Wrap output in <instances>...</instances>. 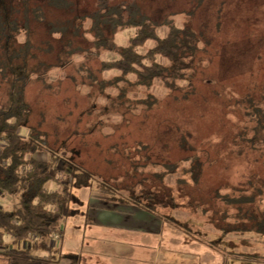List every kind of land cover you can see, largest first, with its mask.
<instances>
[{
	"label": "rangeland",
	"instance_id": "1",
	"mask_svg": "<svg viewBox=\"0 0 264 264\" xmlns=\"http://www.w3.org/2000/svg\"><path fill=\"white\" fill-rule=\"evenodd\" d=\"M67 1V7H55L48 0H0V9L15 24L0 51V109H15L20 102L25 106L19 134L26 137L30 128L44 133L60 157L59 181L73 182L68 173L74 166L93 175L87 185L71 186L67 228H76L84 211L93 219L104 208H129L132 215L115 220L155 230L141 238H148L155 246L150 251L167 260L185 258L182 252L188 251L191 258L213 259L206 264H264L250 256H264L263 236L215 228L225 221L242 226L253 220L231 218L237 205H226L214 193H232L231 187H245L251 175H264L261 162L226 153L243 125L239 101L264 94V0ZM113 7L120 9L122 21L136 9L154 21L167 17L178 27L193 29L199 50L189 82H181L178 90L159 80L150 87L112 83L118 72L102 70L101 61L116 59L118 52H96L91 26L94 13ZM134 32L133 27L115 32L104 27L102 34L119 49ZM165 33L164 25L158 27V36ZM153 45L149 39L138 51ZM133 79L128 75L129 82ZM35 157L45 160L48 153ZM194 161L197 182L186 170ZM57 186L55 180L45 184L50 191ZM15 200L0 194V207L11 209ZM149 202L155 211L142 206ZM256 202L249 214L258 217ZM226 209L229 216L223 220ZM157 211L180 225L164 221ZM172 228L178 240L171 241ZM57 238L51 236L49 245ZM36 240L28 238L32 244ZM3 243L8 248L22 245L8 234Z\"/></svg>",
	"mask_w": 264,
	"mask_h": 264
},
{
	"label": "trees",
	"instance_id": "2",
	"mask_svg": "<svg viewBox=\"0 0 264 264\" xmlns=\"http://www.w3.org/2000/svg\"><path fill=\"white\" fill-rule=\"evenodd\" d=\"M48 3L55 7H67L70 2L48 0ZM6 11L5 8L0 9V51L2 52L6 47L5 42L10 29L15 27V24L7 19ZM163 25L166 27V33L160 37L157 35V29ZM104 27L110 28L112 32L119 28L133 27L135 32L128 38L127 44L118 49L112 39L103 36ZM91 28L94 31L96 52L99 49L118 52L116 59L101 61L102 70L118 72L112 83L125 82L130 86L150 87L154 80H159L166 88L178 90L181 82H189V74L194 68L195 54L199 50V40L193 29L186 26L178 27L167 17L161 23L154 21L146 15H140L136 9L131 10L126 21H122L120 9L114 7L94 13ZM149 39L154 41V45L143 53L139 52L138 47ZM128 75L134 76L132 82L127 80ZM125 91V88H121L119 96L123 97ZM262 92L264 93V84ZM238 106L241 109L243 125L232 136L226 153L236 157L244 156L248 162L254 164L258 162L264 164V94L257 98L248 94L239 101ZM24 113L25 106L21 102L15 109L11 107L0 109V139L4 140V145L0 146V194L10 197L11 201L13 197L16 199L11 209L0 207V248H3L0 254L9 259L27 257L30 250L35 248L48 250V239L53 234L61 232V223L69 213L72 184L87 185L93 177L91 172L73 165L68 173L73 182L59 181L55 175L63 170V167L59 166L60 157L47 145L44 133L30 128L26 137L19 134ZM37 152H47L48 158L45 160L36 158ZM253 153L256 154L250 159L249 155ZM195 164L196 161L194 166L186 170L193 181L197 182L199 173L195 170L198 169ZM251 176L252 180L243 182L245 187H231L232 193L217 195L219 193L214 191L215 196L226 205H237V213L230 216L231 218L242 216L246 220H253L252 224L244 223L242 226L225 221L224 226L215 227L222 233L236 232L243 235L252 232L264 237V175L255 173ZM49 180L57 182L56 189L50 191L45 187ZM99 190L106 192L102 188ZM128 197L133 200L138 198L136 195ZM111 198L114 197L111 195ZM147 198L151 199L149 194ZM255 201H257L258 217L249 214ZM142 206L149 212L156 209L153 203H150V206L146 204ZM242 210L243 212L239 213ZM156 214L164 221L180 225L179 221L167 218L159 212ZM222 216L220 218L223 220L229 216L227 209ZM4 234L26 245L30 242L29 236H35L37 240L33 244L30 243L29 247L8 248L3 243ZM250 256L264 260L262 255Z\"/></svg>",
	"mask_w": 264,
	"mask_h": 264
},
{
	"label": "crops",
	"instance_id": "3",
	"mask_svg": "<svg viewBox=\"0 0 264 264\" xmlns=\"http://www.w3.org/2000/svg\"><path fill=\"white\" fill-rule=\"evenodd\" d=\"M83 214L78 217L76 228H67L68 215L64 218L59 237L48 250L35 248L27 257L11 259L0 254V264H206L213 260L191 258L193 254L188 251L182 252L187 256L185 258L167 260V255L151 252L155 246L141 236L155 230L115 220L121 214L132 215L129 208H104L93 219ZM66 229H70L68 234ZM175 231L172 228L170 232L171 241L178 240ZM162 249L166 253L165 248ZM162 249L159 248L161 252Z\"/></svg>",
	"mask_w": 264,
	"mask_h": 264
},
{
	"label": "built area",
	"instance_id": "4",
	"mask_svg": "<svg viewBox=\"0 0 264 264\" xmlns=\"http://www.w3.org/2000/svg\"><path fill=\"white\" fill-rule=\"evenodd\" d=\"M3 145H4V144H3ZM3 145H1V146H3ZM52 236L57 238V237L59 236V234H58V233H55V234H53ZM32 237L35 238V236H32ZM22 245H23V246H27V247H29L30 242H28L27 245H26L25 243H22Z\"/></svg>",
	"mask_w": 264,
	"mask_h": 264
}]
</instances>
